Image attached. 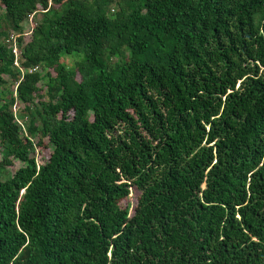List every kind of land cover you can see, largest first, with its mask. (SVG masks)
<instances>
[{
    "label": "trees",
    "instance_id": "16d2710c",
    "mask_svg": "<svg viewBox=\"0 0 264 264\" xmlns=\"http://www.w3.org/2000/svg\"><path fill=\"white\" fill-rule=\"evenodd\" d=\"M49 1L0 0V264H264V0H53L29 31Z\"/></svg>",
    "mask_w": 264,
    "mask_h": 264
},
{
    "label": "rangeland",
    "instance_id": "374dc122",
    "mask_svg": "<svg viewBox=\"0 0 264 264\" xmlns=\"http://www.w3.org/2000/svg\"><path fill=\"white\" fill-rule=\"evenodd\" d=\"M54 2L53 0L49 1L48 7L46 9L43 10H39L36 11L34 13H32L29 18H28V30L31 31L32 28H34L35 26L37 27V24L40 22V20L43 17V13L45 12V14L48 16H54L57 15L59 13V11H61V7H54ZM21 51L18 49V55H16V61L18 62V65L15 63V65L19 66L20 65V61H19V57H20ZM63 62H65L69 67L73 68V70L76 72L77 78L81 79V75L80 72L77 71L78 68V62L79 61V57L76 54L73 55H64ZM6 79H11L8 75H5ZM42 85V84H41ZM92 116V115H90ZM46 154V153H45ZM21 165V163L19 161H15V165L12 166L10 169L11 170H16L19 166ZM133 194V193H132ZM133 200H134V196H133Z\"/></svg>",
    "mask_w": 264,
    "mask_h": 264
},
{
    "label": "built area",
    "instance_id": "2783aa9c",
    "mask_svg": "<svg viewBox=\"0 0 264 264\" xmlns=\"http://www.w3.org/2000/svg\"><path fill=\"white\" fill-rule=\"evenodd\" d=\"M14 53H15L16 55H18V48H17V47L14 48ZM15 63L18 65V62H17V61H16Z\"/></svg>",
    "mask_w": 264,
    "mask_h": 264
}]
</instances>
